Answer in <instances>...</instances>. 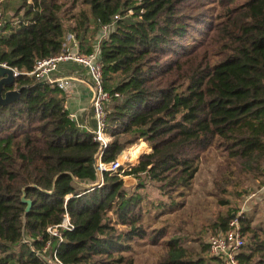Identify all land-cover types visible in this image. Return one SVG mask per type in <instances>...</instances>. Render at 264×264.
I'll use <instances>...</instances> for the list:
<instances>
[{
	"label": "trees",
	"instance_id": "trees-1",
	"mask_svg": "<svg viewBox=\"0 0 264 264\" xmlns=\"http://www.w3.org/2000/svg\"><path fill=\"white\" fill-rule=\"evenodd\" d=\"M69 8L64 0H22L20 17L0 31V62L30 71L37 59L61 52L69 34L86 54L100 25L117 15L99 45L104 87L119 94L107 109L112 138L101 160L114 161L140 141L151 152L137 157L139 147L131 158L142 159L138 164L100 178L99 145L70 118L64 91L19 74L3 88L19 89V97L0 105V264H46L34 250L64 213L73 229L62 231L59 243L50 238L67 264H135L144 242L180 252L176 239H164L166 227L151 226L184 206L208 151L250 161L264 176V0H80L74 13ZM122 175L138 179L134 189ZM141 175L160 199L142 192ZM224 184L216 193L222 205L229 203ZM23 196L31 201L27 213ZM233 216L217 217L212 232L226 230ZM240 222L250 237L239 263L264 264V226L252 227L246 216ZM201 251L207 254L208 245ZM206 258L220 264L184 251L158 264Z\"/></svg>",
	"mask_w": 264,
	"mask_h": 264
},
{
	"label": "rangeland",
	"instance_id": "rangeland-1",
	"mask_svg": "<svg viewBox=\"0 0 264 264\" xmlns=\"http://www.w3.org/2000/svg\"><path fill=\"white\" fill-rule=\"evenodd\" d=\"M66 6H70L69 13H74L80 0H75L76 5H72V0H64ZM22 0H4L0 3V10L4 23L14 22L19 15H15L16 10L21 5ZM17 21V20H16ZM72 24L73 21H68ZM71 62H61L58 69L63 66H70ZM107 109H109V104ZM142 146V150L138 156L145 155L151 152V146L140 141L130 147L123 149L118 156L122 159V153H127V158ZM137 156V157H138ZM136 157V158H137ZM136 158H128L125 161L124 167L127 164L134 166L142 159L134 161ZM250 161L234 160L227 161L218 155L215 149L208 151L202 158L198 171L194 177L193 185L189 194L185 197L184 206L173 211L167 210L164 214L158 215L152 223V228L166 227L167 236L164 238L176 239V244L181 248V251L193 257H207L201 249L204 244H207L208 237L213 233V221L223 216L227 211H232L233 214L246 216L250 220L252 227L264 226V182L263 175L251 169ZM264 163L262 164L263 170ZM123 183L129 189H134L138 183V179L131 176H121ZM140 180L144 181L145 189L143 193L147 194L151 200L160 199L158 190L153 181L144 179L143 175ZM230 183L227 187L228 192L222 193L224 199H228V204H220L219 197L216 193L224 187V183ZM240 193L239 196L236 194ZM254 194V196H252ZM246 234V244L249 243L250 234ZM165 241V240H164ZM180 251V252H181ZM179 251L171 250L166 247V243L161 245H152L149 242H144L138 245L134 251L135 264H158L164 258L176 257L180 254ZM1 256V255H0ZM207 259V258H206ZM207 264H216L214 261L207 259Z\"/></svg>",
	"mask_w": 264,
	"mask_h": 264
},
{
	"label": "built area",
	"instance_id": "built-area-1",
	"mask_svg": "<svg viewBox=\"0 0 264 264\" xmlns=\"http://www.w3.org/2000/svg\"><path fill=\"white\" fill-rule=\"evenodd\" d=\"M2 12L0 10V31L4 25L2 18ZM118 18L114 16L110 23L100 25L99 33L96 35L95 44L93 49L82 54L78 50V43L74 36L69 34L65 48L58 54L51 55L37 59L30 71H19L15 67H11L4 62H0V65L5 67H11L13 75L16 78L19 74H25L33 77L37 81L48 82L51 85L60 87L64 93H66L70 87V81L72 78L59 77L54 78L52 75L57 70L58 65L62 61H72L81 65L85 70L89 78V88L91 91L90 109L91 116L95 122L93 128H89V132L92 133L93 139L99 145V152L94 157V167L96 173L101 178L104 172L118 173L120 167L121 171L130 167L129 164L125 165V161L120 162L119 156L111 162H103L101 160V154L107 144L110 142L112 136L105 131L107 107L110 100L113 97H118L117 92L111 93L104 87L103 79V66L99 58V45L100 41L108 35V33L114 28L115 20ZM71 41L72 47L68 46V42ZM80 127H84L78 121L76 114H69ZM264 173V166H263ZM254 196V194H252ZM240 214H234L233 218L228 222L226 230H217L212 233L207 239L208 256L215 258L220 264H240L238 261V254L243 250L246 244V234L241 229ZM73 229V224L70 221L68 213H64L61 222L50 225L46 228L50 237H55L59 243L62 240V231ZM47 239L42 248L34 250L30 245V248L36 252L39 258L43 259L46 264H67L58 258L55 247L52 246L51 238Z\"/></svg>",
	"mask_w": 264,
	"mask_h": 264
},
{
	"label": "crops",
	"instance_id": "crops-1",
	"mask_svg": "<svg viewBox=\"0 0 264 264\" xmlns=\"http://www.w3.org/2000/svg\"><path fill=\"white\" fill-rule=\"evenodd\" d=\"M3 1L4 0L0 1V3H2ZM19 14L21 15L22 12H20ZM13 20L15 22L17 19L14 18ZM67 45L72 47L71 41H69ZM62 62H71L72 64H70V66H63L60 69L57 68V70L53 73L52 76L54 78L69 77V76L72 78L71 80H69L70 87L68 91L65 93L66 95L65 107L69 111V114H76L78 121L80 122L81 125L84 126L83 128L89 131V128L94 127L95 122L91 116V109H90L91 91L89 88L88 75L86 73V70L81 65L74 63L72 61H62ZM140 147L142 148V146ZM139 153L137 154V156L139 155ZM133 180L135 179L133 178Z\"/></svg>",
	"mask_w": 264,
	"mask_h": 264
},
{
	"label": "water",
	"instance_id": "water-1",
	"mask_svg": "<svg viewBox=\"0 0 264 264\" xmlns=\"http://www.w3.org/2000/svg\"><path fill=\"white\" fill-rule=\"evenodd\" d=\"M14 82H15V77L13 75L12 68L0 65V105L8 104L19 97L20 95L19 89L13 88L3 92L4 86L12 85L14 84ZM22 200L26 202L25 213H27L31 206V201L29 199H25L24 196Z\"/></svg>",
	"mask_w": 264,
	"mask_h": 264
},
{
	"label": "bare ground",
	"instance_id": "bare-ground-1",
	"mask_svg": "<svg viewBox=\"0 0 264 264\" xmlns=\"http://www.w3.org/2000/svg\"><path fill=\"white\" fill-rule=\"evenodd\" d=\"M120 156H119V161L120 162H123V161H129L128 158H131L132 157V154L128 158H127V153H124V154L122 153V159L120 158Z\"/></svg>",
	"mask_w": 264,
	"mask_h": 264
}]
</instances>
